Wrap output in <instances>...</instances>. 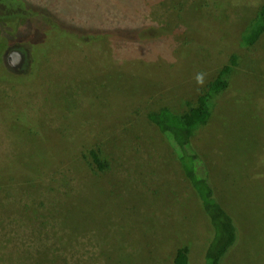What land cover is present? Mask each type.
Here are the masks:
<instances>
[{
	"label": "rangeland",
	"instance_id": "rangeland-1",
	"mask_svg": "<svg viewBox=\"0 0 264 264\" xmlns=\"http://www.w3.org/2000/svg\"><path fill=\"white\" fill-rule=\"evenodd\" d=\"M14 2L0 61L26 66L0 73V264H173L182 246L203 264L206 215L147 113L185 112L225 65L192 143L238 231L221 264H264V33L241 42L264 0Z\"/></svg>",
	"mask_w": 264,
	"mask_h": 264
},
{
	"label": "trees",
	"instance_id": "trees-1",
	"mask_svg": "<svg viewBox=\"0 0 264 264\" xmlns=\"http://www.w3.org/2000/svg\"><path fill=\"white\" fill-rule=\"evenodd\" d=\"M17 2L18 0H15L14 4L16 5ZM26 7L28 6L24 5L23 10H25ZM40 13L43 16L47 12L40 11ZM3 29L0 20V31L4 34ZM263 33L264 4L253 23L243 33L241 42L243 45L251 46L261 38ZM3 42L4 41H2V43ZM230 62L235 64L234 56L231 57ZM0 73L6 76L12 75V71L3 61H0ZM230 76V66H223L215 80L210 83L206 94L200 95L197 102L194 105H190L187 110L181 114L173 112L168 107H160L158 110L147 113L148 120L165 136L170 147L174 151L206 215L211 231L210 240L212 244L204 255L203 264H221L223 258L233 247L238 233L232 222L231 216L223 209L222 205L216 199L214 189L208 180L206 164L192 143V138L196 130L206 125L210 117V107L207 99L208 95H214L226 89ZM92 155L97 167L103 168L106 165V163L103 164L100 161L93 151ZM188 261L189 248L187 246H182L177 250L173 259V264H188Z\"/></svg>",
	"mask_w": 264,
	"mask_h": 264
},
{
	"label": "flooded vegetation",
	"instance_id": "flooded-vegetation-1",
	"mask_svg": "<svg viewBox=\"0 0 264 264\" xmlns=\"http://www.w3.org/2000/svg\"><path fill=\"white\" fill-rule=\"evenodd\" d=\"M12 52H8L3 55V63L12 71L17 72L19 70H24L26 66V56L24 55L23 61L20 65H16V58L12 55ZM18 74V73H16Z\"/></svg>",
	"mask_w": 264,
	"mask_h": 264
},
{
	"label": "water",
	"instance_id": "water-1",
	"mask_svg": "<svg viewBox=\"0 0 264 264\" xmlns=\"http://www.w3.org/2000/svg\"><path fill=\"white\" fill-rule=\"evenodd\" d=\"M12 55L16 58V65H20L23 61L24 54L21 51L14 50L12 52Z\"/></svg>",
	"mask_w": 264,
	"mask_h": 264
}]
</instances>
